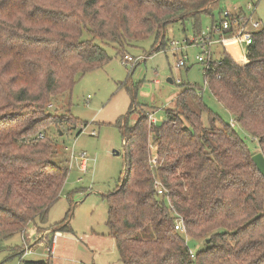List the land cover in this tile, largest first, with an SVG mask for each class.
<instances>
[{
  "label": "trees",
  "instance_id": "trees-1",
  "mask_svg": "<svg viewBox=\"0 0 264 264\" xmlns=\"http://www.w3.org/2000/svg\"><path fill=\"white\" fill-rule=\"evenodd\" d=\"M222 1L0 0V251L15 235L26 238L31 226L48 223L68 178V167L53 161L52 102L69 99L82 77L111 61L106 46L121 56L187 21L199 38V17ZM210 67L207 91L264 155V27L252 34L244 63L224 51ZM203 93L185 88L161 127L147 112L132 126L131 113L117 124L125 173L107 197V227L123 264H264V178L246 142ZM155 180L170 192L186 235L176 231ZM59 232L73 231L64 225ZM55 234L47 238L50 254ZM191 241L206 246L194 257Z\"/></svg>",
  "mask_w": 264,
  "mask_h": 264
},
{
  "label": "rangeland",
  "instance_id": "rangeland-1",
  "mask_svg": "<svg viewBox=\"0 0 264 264\" xmlns=\"http://www.w3.org/2000/svg\"><path fill=\"white\" fill-rule=\"evenodd\" d=\"M252 1L223 0L211 15L199 17L201 30L207 32L212 20L220 21L227 11L240 10L250 18L252 13L248 10V4ZM254 3L256 8L252 21L260 22L263 28L264 1L257 3L254 0ZM195 26L194 21L169 24L164 36H152L121 56L113 46H106L111 61L82 77L69 99L67 96L52 102L48 110L53 120L49 122L51 127L54 122L57 124V129L53 128L51 132L55 134L52 137L58 152L53 161L68 167V178L60 200L50 211L48 223L31 226L26 238L17 234L5 242L3 246L9 249L0 251V264L47 260L51 255L48 241L52 240L55 230L64 225L70 226L73 232L63 233L57 239L53 264H123L107 227V197L115 193L125 173L126 152L117 124H123L124 118L131 113L132 126L139 114L147 112L151 124L155 119L156 127L163 126L167 111L176 109V98L187 87L204 91L207 107L232 123L230 113L217 103L205 87L206 66L196 61L203 53L202 47L187 45L195 39ZM84 37L90 38L87 34ZM172 42L178 43L175 47L178 50L171 46ZM225 50L237 63L244 62L245 47L239 49L236 43L211 47L216 60ZM127 55L135 60L126 67L122 60ZM180 60H185L186 67H177ZM170 79L173 84L168 82ZM85 125L84 132L80 134V129ZM232 125L254 155L261 153L255 139L237 123L233 122ZM93 132L96 136L92 135ZM72 152L76 157L86 153L89 163L85 171L81 170L78 159H72ZM44 237L48 238L46 244ZM190 246L196 254L206 247L204 243L192 241ZM15 247L27 250L22 256L15 254Z\"/></svg>",
  "mask_w": 264,
  "mask_h": 264
},
{
  "label": "built area",
  "instance_id": "built-area-1",
  "mask_svg": "<svg viewBox=\"0 0 264 264\" xmlns=\"http://www.w3.org/2000/svg\"><path fill=\"white\" fill-rule=\"evenodd\" d=\"M257 3L262 0H255ZM264 1V0H263ZM256 8V4L254 0L248 4V10L252 13ZM252 15L250 18H247L245 14H243L240 10H236L235 12H225L223 15L222 23L217 26H212L207 32H203L202 36L199 38H195L193 41H189L190 43L187 45L191 46H201L203 53L201 56L196 58L198 63L204 64L206 66L205 71L211 69V64L216 61L212 56L211 47L214 45H222L225 46L227 43H236L239 48L245 47L247 52L248 47L252 43V34L261 29V24L258 21H252ZM235 31L232 36L226 37L224 33L227 31ZM172 47H177L178 43L172 42ZM175 50H178L175 48ZM214 54V53H213ZM134 58L131 56H125L122 60V64L124 66H129L134 63ZM178 68L186 67L185 60H180L177 64ZM155 124V119H152ZM85 130V129H84ZM83 130V132H84ZM93 136H96V133H92ZM72 159H78L80 161L81 170L85 171L87 169L89 158L86 153H82L78 157L74 155L72 152ZM155 190L157 197L164 199L167 208L174 213L175 220V229L177 232L186 235L185 222L181 215L175 213L174 206L171 201L170 192L164 187V185L155 180ZM58 234H55L54 242L56 241ZM192 257L196 253L194 251L191 253Z\"/></svg>",
  "mask_w": 264,
  "mask_h": 264
},
{
  "label": "water",
  "instance_id": "water-1",
  "mask_svg": "<svg viewBox=\"0 0 264 264\" xmlns=\"http://www.w3.org/2000/svg\"><path fill=\"white\" fill-rule=\"evenodd\" d=\"M170 84H173V81L170 79L168 80ZM252 161L255 164L257 170L264 178V155L262 153L256 154L252 157Z\"/></svg>",
  "mask_w": 264,
  "mask_h": 264
},
{
  "label": "crops",
  "instance_id": "crops-1",
  "mask_svg": "<svg viewBox=\"0 0 264 264\" xmlns=\"http://www.w3.org/2000/svg\"><path fill=\"white\" fill-rule=\"evenodd\" d=\"M238 47H239V46H238ZM239 49H240V48H239ZM225 52H227V51L225 50ZM227 53H228V52H227ZM230 56H231V55H230ZM231 57H232V56H231ZM232 58H233V57H232ZM233 59H234V58H233ZM245 60H246V56H245L244 62H245ZM244 62H243V63H244ZM56 234H58V237H57V239H58V238L61 237V235H62L63 233H60V232H59V233H56ZM44 238H45V237H44ZM45 239H46V240H45V244H46V243H47V238H45ZM57 239H56V241H57ZM56 241H55V242L53 241L54 243H52V248H51V249H52V251H51L52 258H53V250H54V248H55V243H56ZM43 243H44V242H43ZM29 249H30V247H29ZM29 249H28V250H29ZM26 250H27V249L25 248V251H26ZM28 254H31V252H29Z\"/></svg>",
  "mask_w": 264,
  "mask_h": 264
}]
</instances>
